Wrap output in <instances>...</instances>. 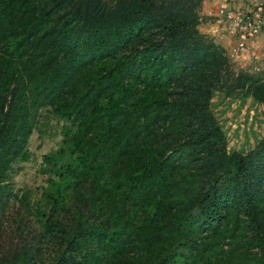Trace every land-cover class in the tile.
<instances>
[{"label": "trees", "instance_id": "1", "mask_svg": "<svg viewBox=\"0 0 264 264\" xmlns=\"http://www.w3.org/2000/svg\"><path fill=\"white\" fill-rule=\"evenodd\" d=\"M199 5L0 0V194L37 111L64 122L0 264H264V136L227 150L211 105L264 103V72L198 31Z\"/></svg>", "mask_w": 264, "mask_h": 264}, {"label": "rangeland", "instance_id": "2", "mask_svg": "<svg viewBox=\"0 0 264 264\" xmlns=\"http://www.w3.org/2000/svg\"><path fill=\"white\" fill-rule=\"evenodd\" d=\"M228 58L233 66L240 68ZM211 105L224 133L227 150L246 152L264 136V103H254L250 97L239 100L215 93ZM63 123L44 108L38 110L25 146L27 159L11 163L7 170L4 182L9 186L0 194V253L10 251L8 248L19 242V238L22 239L27 232L33 233L31 217L16 199L24 194L27 202L35 201L40 187L52 176V173L42 172L40 168L43 166V155L59 146ZM20 219L24 227H20L23 232L18 233L16 227ZM26 225L28 228H25Z\"/></svg>", "mask_w": 264, "mask_h": 264}, {"label": "crops", "instance_id": "3", "mask_svg": "<svg viewBox=\"0 0 264 264\" xmlns=\"http://www.w3.org/2000/svg\"><path fill=\"white\" fill-rule=\"evenodd\" d=\"M261 0H200L198 31L220 45L225 54L239 67L264 72V25L256 34H241L230 27L224 12L253 11L264 22V9L257 8ZM242 43L238 46V43Z\"/></svg>", "mask_w": 264, "mask_h": 264}, {"label": "built area", "instance_id": "4", "mask_svg": "<svg viewBox=\"0 0 264 264\" xmlns=\"http://www.w3.org/2000/svg\"><path fill=\"white\" fill-rule=\"evenodd\" d=\"M222 15L229 21L230 27L241 34H256L264 22L261 18L254 17L253 11L224 12ZM242 43H238L241 46Z\"/></svg>", "mask_w": 264, "mask_h": 264}, {"label": "water", "instance_id": "5", "mask_svg": "<svg viewBox=\"0 0 264 264\" xmlns=\"http://www.w3.org/2000/svg\"><path fill=\"white\" fill-rule=\"evenodd\" d=\"M257 8L264 9V0H261V1L258 3Z\"/></svg>", "mask_w": 264, "mask_h": 264}]
</instances>
